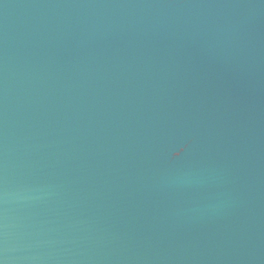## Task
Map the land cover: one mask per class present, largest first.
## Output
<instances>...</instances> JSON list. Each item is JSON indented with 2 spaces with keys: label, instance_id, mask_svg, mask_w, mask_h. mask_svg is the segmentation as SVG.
Here are the masks:
<instances>
[{
  "label": "water",
  "instance_id": "obj_1",
  "mask_svg": "<svg viewBox=\"0 0 264 264\" xmlns=\"http://www.w3.org/2000/svg\"><path fill=\"white\" fill-rule=\"evenodd\" d=\"M0 264H264V0H0Z\"/></svg>",
  "mask_w": 264,
  "mask_h": 264
}]
</instances>
